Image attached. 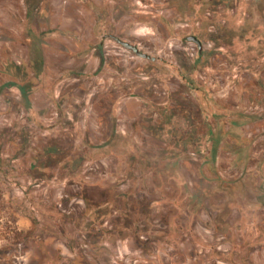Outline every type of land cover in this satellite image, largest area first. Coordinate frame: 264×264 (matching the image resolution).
<instances>
[{"label": "rangeland", "instance_id": "rangeland-1", "mask_svg": "<svg viewBox=\"0 0 264 264\" xmlns=\"http://www.w3.org/2000/svg\"><path fill=\"white\" fill-rule=\"evenodd\" d=\"M0 189V264H264V0H0Z\"/></svg>", "mask_w": 264, "mask_h": 264}, {"label": "trees", "instance_id": "trees-1", "mask_svg": "<svg viewBox=\"0 0 264 264\" xmlns=\"http://www.w3.org/2000/svg\"><path fill=\"white\" fill-rule=\"evenodd\" d=\"M2 199H3V198H2V191H1V189H0V201H2ZM3 203H4V201H3ZM3 203H2V204H3ZM4 204H5V203H4ZM4 225H5V226H9V225H7L6 223H4ZM6 228H7V227H3L2 229H0V234L6 233V232H7V231H6ZM18 235H19V234H18ZM0 236H1V235H0Z\"/></svg>", "mask_w": 264, "mask_h": 264}, {"label": "water", "instance_id": "water-1", "mask_svg": "<svg viewBox=\"0 0 264 264\" xmlns=\"http://www.w3.org/2000/svg\"><path fill=\"white\" fill-rule=\"evenodd\" d=\"M125 44H126L127 46H129V47H133L135 50H138V48H137L136 46H134V45H131V44L127 43V42H125ZM139 54H140V55H143V56H147L145 53H142V52H139Z\"/></svg>", "mask_w": 264, "mask_h": 264}, {"label": "flooded vegetation", "instance_id": "flooded-vegetation-1", "mask_svg": "<svg viewBox=\"0 0 264 264\" xmlns=\"http://www.w3.org/2000/svg\"><path fill=\"white\" fill-rule=\"evenodd\" d=\"M129 47V46H128ZM131 48H133V47H131ZM138 48V47H137ZM134 49V48H133ZM135 50V49H134ZM137 53H139V51L138 50H135Z\"/></svg>", "mask_w": 264, "mask_h": 264}]
</instances>
